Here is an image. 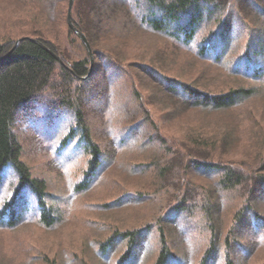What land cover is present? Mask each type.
Masks as SVG:
<instances>
[{"label":"trees","instance_id":"obj_1","mask_svg":"<svg viewBox=\"0 0 264 264\" xmlns=\"http://www.w3.org/2000/svg\"><path fill=\"white\" fill-rule=\"evenodd\" d=\"M34 4L40 7L32 6L36 14L33 18L41 24L38 30L22 35L15 47V40L0 44V58L8 54L0 59V175L9 170L16 178L4 188L0 180L1 191L5 192L0 196V227L6 231L17 228L18 223H23L30 202L36 205L37 224L42 230L52 226L55 215V210L44 200L47 199L45 181L33 177L19 160L20 147L10 128L14 111L40 91H47L51 105L70 107L68 92L72 91L82 108H71L70 131L61 137L59 150L78 135L79 146L90 155L86 176L94 177L96 168L108 164L102 162L99 142L85 130L83 107L87 101L77 96V92L91 75L101 73L106 78L103 93L107 102L110 82L118 80L115 76L120 72L126 76L129 65L138 68V74L131 75L134 95H139L141 90L136 80L144 76L155 86V92L172 100L174 111L193 112L212 116L215 122L236 124L214 141H208L207 147L212 149L210 158L202 154L192 156L194 147L183 143L182 153L189 156L187 168L198 169L212 184L171 181L167 189L176 192L173 195L177 201L167 208V216L160 222L163 225L168 220L181 242L200 255L192 264H252L255 254L264 246V0H74L71 22L87 38L95 60L100 58L105 62L100 64L101 71L96 66L89 71L88 53L68 26L70 43L63 45L56 38L51 24L58 17V10L64 14L65 0H36ZM125 13L130 15L126 24L120 16ZM129 26L160 35L171 47L207 63L212 74L208 76L210 83L203 79L202 84L189 83L186 81L189 77H183L177 68L178 75H172L166 71L169 66L162 69L152 62L138 64L119 59L108 44L121 41ZM75 42L82 52L73 51ZM67 45L73 48L68 49ZM244 105H249L244 124L235 117L224 119L233 114L239 118ZM136 113L130 110L121 121L127 124L126 135L141 146H156V150L170 153V138H164V131L151 117ZM241 126L248 133L247 142ZM74 129L81 130L80 134H74ZM118 134L121 136L122 132ZM109 138L106 136L109 152L116 153ZM237 146L241 150H236ZM216 150H219L217 157L213 155ZM174 161L173 158V165ZM158 166L160 172L166 167ZM133 167H144V163ZM6 196L9 199L4 201ZM236 196L240 202L232 207ZM159 227L156 232L152 227L116 231L97 250L107 262L109 255H113L117 256L115 264H145L142 251L149 252L156 243L157 254L150 264H183V259L175 261L172 255V241L165 226ZM156 235L155 242H151L154 240L151 236ZM198 235L205 238V245L202 240L196 245Z\"/></svg>","mask_w":264,"mask_h":264},{"label":"rangeland","instance_id":"obj_2","mask_svg":"<svg viewBox=\"0 0 264 264\" xmlns=\"http://www.w3.org/2000/svg\"><path fill=\"white\" fill-rule=\"evenodd\" d=\"M34 2L36 0H0V44L16 40L30 30H38L41 24L33 18L36 14L32 6H39ZM65 3L64 14L61 15L62 10H58V17L53 22L54 25L51 24L56 38L63 45L70 43L65 18L68 0ZM142 11L143 8L139 12L140 16ZM123 14L120 15L123 18L122 23L126 24L130 15ZM168 43L160 35L155 36L144 29L131 26L129 31L124 30L121 41L117 44L111 42L108 46L119 59L129 60L128 63L152 62L151 64L155 63L162 69L169 66L170 69L166 71L178 75L177 68L183 73V77H189L186 80L189 83L202 84V79L210 83L208 76L212 74L207 63L194 59ZM73 45L66 47L82 52L79 44L75 42ZM93 59V66L101 71L100 64L105 62L100 58ZM136 71L138 68L128 65L126 76L122 72L115 76L118 80L110 82L107 95H110V99L107 102L103 93L106 78L101 73L91 75L83 89L77 92V96L87 101L84 105L86 108L83 107L85 130L99 142L102 162L108 164L96 168L93 171L94 177L86 176V171L89 170L87 159L90 155L79 146L78 135L70 145L59 150L61 137H65L70 131L71 108H82L78 99L73 97L72 91L68 92L71 97L70 107L51 105L47 91H40L14 111L10 128L20 147L19 160L29 168L33 177L45 181L47 199L44 200L55 210V215L52 226L47 231L42 230L37 224L39 216L36 205L30 202L23 215V223H18L17 228L9 231L0 227V264H115L117 256L109 255L107 262L99 254L97 248L101 242L114 236L116 231L152 227L156 232L159 226H165L166 234L171 238V252L175 261L179 258L183 259V264H192L199 259L200 255L193 253L196 250L181 242L177 233L172 231L168 220L163 225L160 222L162 217L167 216V208L177 201V196L173 195L176 192H170L167 188L171 181L188 183L191 180L200 186L212 184V180L204 179L198 169L187 168L189 156L182 153L183 143L194 147L192 156L202 154L210 158L212 149L207 147L208 141H214L219 134L235 128L236 124L222 120L215 122L212 116L193 112L174 111L172 100L159 91L155 92V86L144 76L136 80L141 90L139 95H134V83H131L134 78L131 75L133 72L138 74ZM62 96L66 98L64 94ZM249 105L242 106L239 118L233 114L224 119L235 117L244 124ZM130 110L151 117L156 122L164 131V138H170L167 143L171 145V154L166 151L162 153L161 149L156 150V146H141L133 137L126 135L127 124L121 121ZM258 113L259 111L256 112ZM80 131L74 129V134ZM242 131L247 142L248 133L243 127ZM118 132H122V135ZM106 136L112 138L110 144L116 148V153L109 152ZM236 150L241 148L237 146ZM213 155L219 156V150ZM168 156L172 162L168 161ZM143 163L144 167H133ZM157 163L166 166L163 172H160ZM6 171L8 173L0 175L3 188L14 181L12 171ZM1 187L0 196L5 194ZM8 199L9 196L4 197V201ZM239 202L240 199L234 197L232 207ZM151 237L154 238L151 242H155L158 235ZM197 238L196 245L201 242L199 240L204 241L205 245L204 237L198 235ZM153 245L149 252L142 251L145 264H150L157 254L159 245ZM251 263L264 264V246L258 250Z\"/></svg>","mask_w":264,"mask_h":264},{"label":"water","instance_id":"obj_3","mask_svg":"<svg viewBox=\"0 0 264 264\" xmlns=\"http://www.w3.org/2000/svg\"><path fill=\"white\" fill-rule=\"evenodd\" d=\"M72 4H73V0H69L68 8H67V24L73 30V32L78 36V38L81 40V42L84 44V46L88 52L89 58H90V66H91L92 65V53H91L90 45H89L86 37L72 25L71 20H70V13H71ZM20 40L21 39H18L15 41L14 47L19 43ZM30 40H32V39H30ZM32 41H35V40H32ZM7 55L8 54L3 56L2 58L6 57ZM2 58H0V59H2Z\"/></svg>","mask_w":264,"mask_h":264},{"label":"snow or ice","instance_id":"obj_4","mask_svg":"<svg viewBox=\"0 0 264 264\" xmlns=\"http://www.w3.org/2000/svg\"><path fill=\"white\" fill-rule=\"evenodd\" d=\"M0 210H2V205H0Z\"/></svg>","mask_w":264,"mask_h":264}]
</instances>
